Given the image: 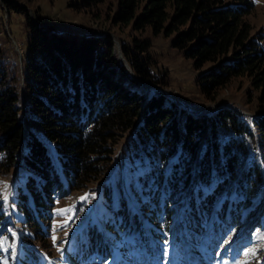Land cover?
I'll return each mask as SVG.
<instances>
[{"label": "trees", "instance_id": "1", "mask_svg": "<svg viewBox=\"0 0 264 264\" xmlns=\"http://www.w3.org/2000/svg\"><path fill=\"white\" fill-rule=\"evenodd\" d=\"M253 8L250 0H118L111 20L135 32L175 35L171 47L195 70L211 65L195 80L206 101H215L232 79L249 78L248 103L261 113L250 117L227 107L204 118L190 113L160 91H144L116 58L108 35H65L27 18L24 101L16 66L0 51V176L28 174L21 184L27 194L18 187L17 202L30 228L38 230L30 218L43 219L55 196L106 181L119 150L144 163L138 180L148 190L143 202H134L136 210L151 212L154 222L159 211L171 213L179 220L173 236L188 246L192 231L216 244L217 234H236L256 209L264 212V35L252 34L247 17ZM134 47L121 42L132 73L157 85L150 59L142 56L148 42ZM129 187L134 193L133 183ZM116 189L126 208L113 212L127 213L128 221L134 207L119 179ZM102 197L111 203L107 182Z\"/></svg>", "mask_w": 264, "mask_h": 264}, {"label": "rangeland", "instance_id": "2", "mask_svg": "<svg viewBox=\"0 0 264 264\" xmlns=\"http://www.w3.org/2000/svg\"><path fill=\"white\" fill-rule=\"evenodd\" d=\"M84 1L0 0V51L16 66L17 90L23 101L27 96L24 77L29 34L26 21L29 18L39 28H52L56 33L65 35H108L114 44L116 58L122 62L132 79L136 77L122 55L121 42L136 50V42L147 41L149 48L142 56L150 59V68L157 85L144 82L148 85L142 88L137 84L144 91L154 89L162 92L190 113L204 118L218 107H227L249 117L261 114L248 103L247 97L253 94L249 78L232 79L219 91L215 101H206L198 91L195 80L212 66L206 65L195 70L181 52L171 47L175 35L155 36L149 30L135 32L131 25H113L111 20L117 11L118 0H101L91 5ZM250 1L254 8L247 21L252 27V34L264 35V0ZM11 5L22 9L21 14L15 13ZM121 152L118 151L119 157L106 181L60 197L55 196L52 205L46 212L43 211V219L38 220V216L33 213L34 217L30 219L38 225L37 231L30 228L26 213L20 210L17 202L18 187L27 194L21 187L28 175L26 171L22 170L19 179L0 176V264H264L263 210L256 209L255 214L252 213L254 217L236 234L228 229L221 230L217 234L216 244L211 242V238H206V233L202 236L192 231L194 241L191 242L192 246H188L180 241V234L173 236L174 226L179 224V220L172 218L171 213L166 216L159 211L161 215L158 214L159 219L154 222L151 212L146 210L148 213L144 215L136 210L134 202H143L148 190L141 187L138 180L144 163L132 160ZM261 162L264 166L263 159ZM118 179L130 206L134 207L133 218L129 214V222L125 217L127 213L116 216L113 212L116 207H122L121 210L126 208L118 199ZM105 182L111 188V203L102 197ZM130 183H133L134 193L130 190ZM258 198L260 200L257 194L255 200ZM26 206L33 209L32 199H28ZM252 210L251 206L242 209L241 213L247 215ZM136 222L137 227L134 229ZM201 224L204 229L206 225ZM164 229H168V233ZM187 247L196 251L198 249V252L192 253ZM165 248L167 255L164 253Z\"/></svg>", "mask_w": 264, "mask_h": 264}, {"label": "water", "instance_id": "3", "mask_svg": "<svg viewBox=\"0 0 264 264\" xmlns=\"http://www.w3.org/2000/svg\"><path fill=\"white\" fill-rule=\"evenodd\" d=\"M134 79V81L136 82V83H138L142 88H144L146 85H148L147 83H144L143 81H141V80H139V79H137V78H133Z\"/></svg>", "mask_w": 264, "mask_h": 264}, {"label": "snow or ice", "instance_id": "4", "mask_svg": "<svg viewBox=\"0 0 264 264\" xmlns=\"http://www.w3.org/2000/svg\"><path fill=\"white\" fill-rule=\"evenodd\" d=\"M5 199H7V198H5ZM165 235H167V233H165ZM165 244H167V241H165ZM164 253H165V255H167V248L164 249Z\"/></svg>", "mask_w": 264, "mask_h": 264}]
</instances>
